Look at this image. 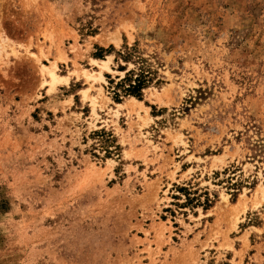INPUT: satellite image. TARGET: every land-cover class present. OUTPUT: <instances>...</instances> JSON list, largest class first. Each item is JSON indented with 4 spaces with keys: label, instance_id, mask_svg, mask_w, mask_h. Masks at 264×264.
Listing matches in <instances>:
<instances>
[{
    "label": "rangeland",
    "instance_id": "rangeland-1",
    "mask_svg": "<svg viewBox=\"0 0 264 264\" xmlns=\"http://www.w3.org/2000/svg\"><path fill=\"white\" fill-rule=\"evenodd\" d=\"M0 28V264H264V0H0Z\"/></svg>",
    "mask_w": 264,
    "mask_h": 264
},
{
    "label": "trees",
    "instance_id": "trees-1",
    "mask_svg": "<svg viewBox=\"0 0 264 264\" xmlns=\"http://www.w3.org/2000/svg\"><path fill=\"white\" fill-rule=\"evenodd\" d=\"M133 74H135L133 71L128 72V74L125 78L126 80H129L130 82L133 81L132 83L129 84L128 90L131 91L133 93V95L140 96L141 90L145 84V77L146 76L144 75V73H138L135 80H133L132 79Z\"/></svg>",
    "mask_w": 264,
    "mask_h": 264
},
{
    "label": "bare ground",
    "instance_id": "bare-ground-1",
    "mask_svg": "<svg viewBox=\"0 0 264 264\" xmlns=\"http://www.w3.org/2000/svg\"><path fill=\"white\" fill-rule=\"evenodd\" d=\"M2 32H1V28H0V37L2 36ZM57 66V63H53V66L52 67H48V72H49V74L51 75V77L53 78V81H55L56 80V73H55V71H54V68Z\"/></svg>",
    "mask_w": 264,
    "mask_h": 264
},
{
    "label": "crops",
    "instance_id": "crops-1",
    "mask_svg": "<svg viewBox=\"0 0 264 264\" xmlns=\"http://www.w3.org/2000/svg\"><path fill=\"white\" fill-rule=\"evenodd\" d=\"M103 61H105V60H103Z\"/></svg>",
    "mask_w": 264,
    "mask_h": 264
}]
</instances>
